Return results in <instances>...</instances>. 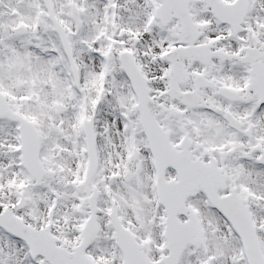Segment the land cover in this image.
Wrapping results in <instances>:
<instances>
[{
    "label": "snow or ice",
    "instance_id": "obj_1",
    "mask_svg": "<svg viewBox=\"0 0 264 264\" xmlns=\"http://www.w3.org/2000/svg\"><path fill=\"white\" fill-rule=\"evenodd\" d=\"M0 264H264V0H0Z\"/></svg>",
    "mask_w": 264,
    "mask_h": 264
}]
</instances>
